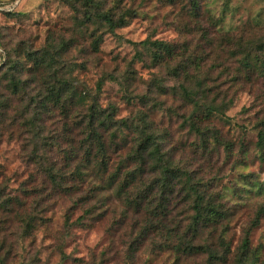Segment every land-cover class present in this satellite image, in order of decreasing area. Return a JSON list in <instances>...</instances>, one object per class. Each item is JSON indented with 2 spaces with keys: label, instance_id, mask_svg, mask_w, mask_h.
<instances>
[{
  "label": "clouds",
  "instance_id": "obj_1",
  "mask_svg": "<svg viewBox=\"0 0 264 264\" xmlns=\"http://www.w3.org/2000/svg\"><path fill=\"white\" fill-rule=\"evenodd\" d=\"M0 264H264V0H0Z\"/></svg>",
  "mask_w": 264,
  "mask_h": 264
}]
</instances>
